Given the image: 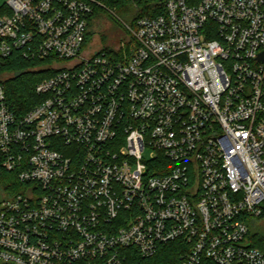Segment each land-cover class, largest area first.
I'll return each mask as SVG.
<instances>
[{"label": "built area", "instance_id": "built-area-1", "mask_svg": "<svg viewBox=\"0 0 264 264\" xmlns=\"http://www.w3.org/2000/svg\"><path fill=\"white\" fill-rule=\"evenodd\" d=\"M153 15L90 53L107 0H7L0 58L52 76L23 116L0 78V264H264V0H132ZM97 14V15H96ZM40 69V67H39Z\"/></svg>", "mask_w": 264, "mask_h": 264}, {"label": "trees", "instance_id": "trees-1", "mask_svg": "<svg viewBox=\"0 0 264 264\" xmlns=\"http://www.w3.org/2000/svg\"><path fill=\"white\" fill-rule=\"evenodd\" d=\"M107 4L110 8L116 5L117 9L122 6L126 14L132 15L133 26H135L138 18L154 14L148 6L140 3L138 8L137 4L132 0H107ZM97 14L99 13L97 12ZM91 38V33H89L87 37L88 43ZM42 64L43 62L40 60H26L22 51L18 49H15L8 59L0 58V78L4 75H10L5 81L8 100L10 107L19 116L25 115L39 104L41 98L36 94V86L44 79L52 76L49 71L42 70ZM22 188H24V185L19 181L18 174L9 172L0 165V192L11 196L18 193ZM251 238L253 240L252 247L264 253V235L261 236L251 232ZM181 246L178 242L166 244L152 258H143L137 249L127 248L123 250L126 257L125 264H167L179 262L182 253Z\"/></svg>", "mask_w": 264, "mask_h": 264}, {"label": "rangeland", "instance_id": "rangeland-1", "mask_svg": "<svg viewBox=\"0 0 264 264\" xmlns=\"http://www.w3.org/2000/svg\"><path fill=\"white\" fill-rule=\"evenodd\" d=\"M7 0H0V7L4 6ZM132 15L125 13V10L116 5L109 7L107 12H100L91 24L90 53L98 52L104 48L114 49L119 45L122 38L128 33L127 26H133ZM251 231L261 236L264 235V219L253 222L250 225Z\"/></svg>", "mask_w": 264, "mask_h": 264}]
</instances>
